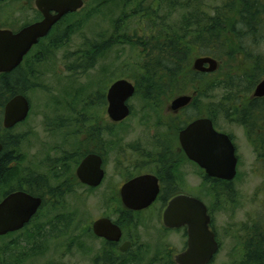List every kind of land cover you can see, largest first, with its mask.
<instances>
[{
    "label": "rangeland",
    "instance_id": "obj_1",
    "mask_svg": "<svg viewBox=\"0 0 264 264\" xmlns=\"http://www.w3.org/2000/svg\"><path fill=\"white\" fill-rule=\"evenodd\" d=\"M214 4L220 2L216 1ZM176 10L169 21L179 18L178 12L181 9ZM162 12L161 9L160 13ZM75 14L58 25L56 33H67L68 38L57 46L51 58L43 57L35 63L33 53L21 67L25 81L22 91L30 102V112L28 118L8 134L7 150L19 155V158L12 162L15 164L14 169L0 180V200L10 189L28 186V183L34 185L29 182L30 177H46L49 187L42 189L47 204L41 209L39 216L24 230L0 237V264H94L93 259L98 255L101 243L92 236L91 224L99 216L107 214L115 218L117 215L118 203H109L107 199L110 190L108 183L104 182L94 190L76 185L71 179L72 162L65 160L69 153L78 149L75 143L78 140L76 133L80 132L79 122L84 117H93L99 113L100 99L110 84L117 79H127L135 84L133 76L137 59L140 58L137 52L141 46L132 45L129 39H134L133 35L142 37L148 31L144 30L143 21L140 23L138 18H127L123 20L126 23V33L134 38L122 37V31L114 27L118 18L122 17L120 3L112 0H84V6ZM83 14L90 17L82 28H77L74 23ZM38 17L34 0H0V28L16 29L38 20ZM138 25L141 27L137 28ZM134 28L137 29L133 30ZM106 39H112L111 46L97 55L92 68H76L77 51L86 48L90 40ZM44 45L45 43L43 49ZM261 48L264 49V46ZM38 49H41L40 46ZM219 62L218 69L209 78H225L244 70L238 55L223 56ZM187 88L185 94H192V86L189 84ZM226 91L220 87L210 88L206 97L199 100V105L208 100L215 102ZM176 96L178 95L161 98L165 99V140L168 141H173L175 134L168 130L167 123L177 126L181 124V115L174 116L166 111V107ZM142 100L145 99L139 93L129 99V104L134 105L136 111L123 122L124 126L131 128L127 135L129 142L143 132L136 124ZM154 117L152 115L149 118L152 121ZM235 123L237 122L219 120V129L233 135L239 164L238 176L233 182L235 196L226 198L227 201L219 199L209 205L214 217L218 218L219 238L222 241L221 249L211 264H240V243L245 236H232L227 230L228 224L242 222V219L253 221L249 219L250 216L256 218L259 212L264 211V196L261 195L264 190L260 188L258 175L259 164L263 161L259 155L260 146L253 138L257 131L255 127L247 131ZM147 132L146 129L142 134L146 136ZM109 150L110 161L107 164L111 169L115 164V156L114 150ZM35 188L37 187L34 185L32 189ZM138 233L145 243H153L159 236L152 229H139ZM183 241L182 231L165 234V246L170 247L173 252L182 250ZM122 261L123 264L151 263L149 256L136 261L134 257L125 255Z\"/></svg>",
    "mask_w": 264,
    "mask_h": 264
},
{
    "label": "flooded vegetation",
    "instance_id": "obj_2",
    "mask_svg": "<svg viewBox=\"0 0 264 264\" xmlns=\"http://www.w3.org/2000/svg\"><path fill=\"white\" fill-rule=\"evenodd\" d=\"M36 11L39 15L38 20H40L42 17L41 13L37 9ZM27 24L25 23L20 25L16 29H0H9L12 32H17ZM39 41L31 47L27 54L24 55L21 63L13 70L17 69L20 65L22 67L29 56L33 53L35 63L40 61V51L38 49ZM36 49H38L37 53L35 52ZM13 70L3 73L0 72V78L4 75L6 76V74L12 72ZM255 86L248 94L247 102L250 100H259L264 98V96H254ZM107 90L108 88L104 91L100 99L99 113L93 117H84L81 122H79L80 125L78 127L80 128V132L76 133L78 140L75 143L78 149L69 153L67 159L65 160L66 162H72L71 167L73 170V176L71 179L76 185L83 186L88 190H94L100 187L104 182H107L110 190L108 198L107 196L106 198L109 199V203H118L119 205V208L116 209L117 215L115 218L109 217V215L106 214L95 219H109L120 230L118 238L108 239L105 236H97L92 229V224L95 220L91 224L92 236L97 239L99 243H101L98 255L94 257L93 263L123 264L122 258L125 255H130L131 257H134L136 261H139L142 257L149 256L152 264H177L175 256L187 249V225H183L179 228L166 227L163 222V211L171 198L184 194L202 201L207 208V214L209 216L208 225L214 233L215 240L218 244L216 253L213 255L211 261L207 263L211 264L218 251L221 249L222 241L219 238L218 218L214 217V214L209 209V205H213L219 199L227 201L226 198H230L232 195L235 196L236 194L233 182L238 176L239 160L233 135L220 130V127L214 123L212 118L201 111V108L199 109V101L197 102L195 108L190 107L192 102L191 99L186 106L181 107L176 111H172L169 108L170 104L166 107V111L171 112L174 116L181 115L180 120L183 124L179 127L173 141L165 140V99L142 100L140 101V103H142V106L140 107L141 109L137 112L138 121L136 124L143 132L144 130L146 131V129L148 132L146 136L142 134L143 132L140 133V135H137L129 142L127 140V135L129 134L131 128L130 126H124L123 122L136 113L134 105L129 104V99L136 94V87L134 94L126 101L129 114L121 121H114L108 116ZM18 94H22L26 97L23 91L21 93L16 92L12 96H9V93L5 92V102L0 106V155L6 152L9 153L10 157H12L11 162H9L7 158L3 168L2 177L7 175V173L11 171L10 169L15 167V164L12 162L15 161L16 158L17 160L19 158V155H14L13 151L7 150L9 144L8 134L13 128L23 123L28 118L30 112L29 109L27 117L23 121L14 124L12 127L6 128L4 126V107L12 97ZM189 95L193 98L195 92ZM206 108L207 107L205 106L204 109L206 110ZM190 110L192 112H190ZM211 112L213 114L217 112L216 106H211ZM152 115L155 117L151 121V118L149 117ZM199 118H209L215 130L227 134L231 139L237 156L236 173L234 178L224 179L207 174L203 167L188 158L184 149L181 147L178 139L179 131L185 128L192 121ZM235 124L238 125V123ZM254 127L257 132L254 134L253 138L258 141L260 146L259 155L262 156L261 161H263L258 167V175L261 183L260 188L264 190V117H262V119L259 117L253 124V127L248 128L252 129ZM109 148L114 150L115 156V164L111 169L108 168L107 164V162L110 161ZM89 155L98 157L100 169L102 170V178L95 186L82 182L76 173L80 163ZM60 162L66 163L64 161ZM187 168L191 170H186ZM45 178L46 177L43 178L41 176L29 178V182H32L37 187L35 189H32L34 185L28 183V186H18L17 188L10 189L3 194L0 202L11 192L24 191L32 196L40 198L41 203L36 213L22 228L16 231L7 232L4 235H0V237H7L10 234L24 230L39 216L41 209L47 204L45 197L42 195V189L45 190V188L49 187V183L47 182L48 179L46 178V181ZM136 178H143L141 186L147 187L148 189L157 188L156 196L152 203L148 207L141 210H133L124 206L121 196V187L125 183ZM27 188L32 189L34 193L29 192ZM147 188L144 192H147ZM261 193L262 192H260V194ZM261 195L264 196V192ZM51 199H53V197H51ZM229 218L234 219L230 216ZM249 219H253V221L242 219V222L239 221L229 223L227 230L233 234L232 236L240 237V234L241 237L245 236L242 238L240 243L242 246L240 253L241 259L238 260L240 264H243L249 259L254 260L251 261L250 264H262L261 262L264 260V211L259 212L256 218L250 216ZM249 224L252 225V227H247ZM139 229L155 230L156 233H159V236H157V240L155 242L145 243L140 239L142 237L139 236ZM171 231H182V234L184 235L182 250L173 252L170 247L165 246V234ZM65 250L68 251L67 248Z\"/></svg>",
    "mask_w": 264,
    "mask_h": 264
},
{
    "label": "trees",
    "instance_id": "obj_3",
    "mask_svg": "<svg viewBox=\"0 0 264 264\" xmlns=\"http://www.w3.org/2000/svg\"><path fill=\"white\" fill-rule=\"evenodd\" d=\"M216 1L220 4H214ZM112 2L120 3L122 15L118 18L115 29L122 31L124 38L135 36L134 39H129V42L141 46L137 52L140 58L137 59L133 78L136 93L143 99L160 100L164 95L167 99L185 94L190 84L193 93L195 92L190 107L195 108L197 102L206 97L210 88L220 87L227 91L221 93L214 103L208 100L199 107L218 127L219 120L224 119L226 122H237L248 131L259 117L261 119L264 117V98L247 102L248 94L264 78V49L261 48L264 46V0H112ZM177 8L181 9L178 12L179 18L173 22L169 21L172 13L177 12ZM72 15L75 16V12L65 15L47 36L40 39L38 43V48L39 46L41 48L40 60L43 57L51 58L57 46L67 40V33L61 34L56 31L58 25ZM89 17L90 15L83 14L76 19L74 25L82 28ZM127 18H138L140 23L143 21L147 34L139 37L126 33V23L123 20ZM140 27L138 25L137 28ZM111 40L88 41L86 48L77 51L76 68L82 70L92 68L97 55L111 46ZM234 55H238L242 61L241 68L244 69L242 73L238 71L225 78L214 79L208 77L212 73H201L192 68V61L198 56H211L219 62L223 56ZM23 77L20 65L0 78V106L5 102V92H8L9 96L22 92V85H25ZM212 105L216 106L217 110L214 114L211 112ZM167 124L168 130L176 135L183 123L179 126ZM7 158L9 162L12 161L9 153L4 152L0 155V178ZM27 189L34 193L32 189ZM251 261L254 260L249 259L243 264H250ZM261 263L264 264V260Z\"/></svg>",
    "mask_w": 264,
    "mask_h": 264
},
{
    "label": "water",
    "instance_id": "obj_4",
    "mask_svg": "<svg viewBox=\"0 0 264 264\" xmlns=\"http://www.w3.org/2000/svg\"><path fill=\"white\" fill-rule=\"evenodd\" d=\"M41 19L27 24L17 32L0 29V72L16 68L23 57L41 38L49 34L53 26L65 15L74 13L84 6V0H34ZM218 61L211 56H198L192 61V68L201 73H213L218 69ZM135 86L127 79H117L107 90V113L114 121H121L129 114L126 101L134 94ZM254 96H264V78L254 89ZM191 95L183 94L173 98L169 108L176 111L186 106ZM28 99L18 94L4 107V126L12 127L23 121L29 112ZM181 147L189 159L197 162L207 174L224 179H232L236 173L237 156L229 136L213 128L209 118H199L189 123L178 133ZM1 150V145H0ZM77 176L82 182L97 185L102 178L97 156H87L77 168ZM143 178H136L121 187L124 206L133 210L148 207L154 200L157 188L141 186ZM147 188V192L144 190ZM41 200L24 191L11 192L0 202V235L22 228L36 213ZM166 227L179 228L187 225V249L175 256L177 264H207L218 249L214 233L209 227V216L205 204L192 196L180 194L167 203L163 211ZM97 236L108 239L118 238L119 228L107 218H99L92 224ZM115 233V236H114ZM117 234V236H116Z\"/></svg>",
    "mask_w": 264,
    "mask_h": 264
}]
</instances>
